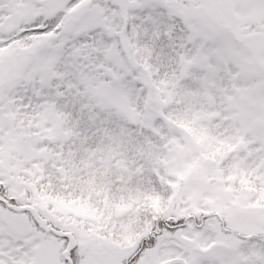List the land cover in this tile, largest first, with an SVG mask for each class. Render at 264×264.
I'll return each instance as SVG.
<instances>
[{
    "label": "snow or ice",
    "instance_id": "snow-or-ice-1",
    "mask_svg": "<svg viewBox=\"0 0 264 264\" xmlns=\"http://www.w3.org/2000/svg\"><path fill=\"white\" fill-rule=\"evenodd\" d=\"M0 264H264V0H0Z\"/></svg>",
    "mask_w": 264,
    "mask_h": 264
}]
</instances>
